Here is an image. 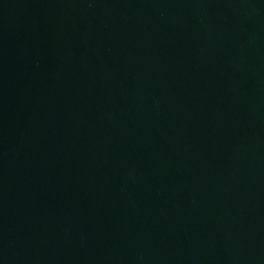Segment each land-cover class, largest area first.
Here are the masks:
<instances>
[{"label": "water", "instance_id": "obj_1", "mask_svg": "<svg viewBox=\"0 0 264 264\" xmlns=\"http://www.w3.org/2000/svg\"><path fill=\"white\" fill-rule=\"evenodd\" d=\"M0 264H264V0H0Z\"/></svg>", "mask_w": 264, "mask_h": 264}]
</instances>
